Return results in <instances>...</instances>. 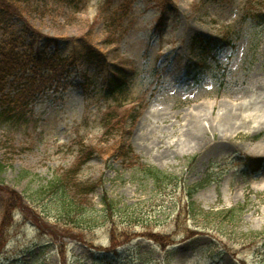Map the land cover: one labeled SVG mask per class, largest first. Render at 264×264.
Instances as JSON below:
<instances>
[{
  "label": "rangeland",
  "instance_id": "374dc122",
  "mask_svg": "<svg viewBox=\"0 0 264 264\" xmlns=\"http://www.w3.org/2000/svg\"><path fill=\"white\" fill-rule=\"evenodd\" d=\"M16 1L24 19L0 27V45L22 37L20 52L36 41L35 56L67 59L79 48L94 59L69 70L64 92L47 91L27 110L14 104L23 87L9 80L0 103V264H104L101 251L113 246L121 258L112 264H264V167L244 164L264 159V0ZM25 21L58 46L47 48ZM226 34L215 59L201 62L195 39ZM116 73L126 89L107 96ZM231 109L233 127L220 119ZM196 124L210 144L188 141ZM139 164L175 178L156 189ZM58 180L65 189L46 190ZM61 194L86 211L82 231L57 222ZM106 199L123 209L119 228L105 218ZM232 209L235 218L202 215Z\"/></svg>",
  "mask_w": 264,
  "mask_h": 264
},
{
  "label": "trees",
  "instance_id": "16d2710c",
  "mask_svg": "<svg viewBox=\"0 0 264 264\" xmlns=\"http://www.w3.org/2000/svg\"><path fill=\"white\" fill-rule=\"evenodd\" d=\"M154 1L157 2V4L161 5V7H165L166 4L171 2V0ZM130 5L131 4H129L128 7ZM15 18L24 19L22 9L17 1L0 0V27L3 26L4 30H8L10 23L13 22ZM25 26L27 31L32 32L33 35L37 37V39L44 37L40 32L35 30L30 23L25 21ZM46 39L49 45H57V43L59 42L57 38L47 37ZM224 39L226 38L224 37L223 39H219L216 37H198L194 41V46L200 49V54L205 60L206 57L212 56L215 50H218V47ZM22 40V37L13 36L0 45V96L4 95L8 79L10 77H17L19 74H26L29 70L31 74L29 78H24V76H21L23 80H26V89L23 90L18 99V105H20L24 109H26L28 105L33 102V100H35L41 94L45 93L47 90L53 88L55 85L63 88V85H65V75L69 68L76 66L84 58H86L88 61H92L94 59L93 51L89 50L83 54V52H81L79 48H76L73 51L72 56L68 59H61L58 55H55L52 58H47L45 54L34 56L33 53L19 51L21 46H25ZM33 46L34 44L32 43L31 47L33 48ZM31 47L29 48L32 50ZM43 70H49L51 72V75L49 77H45L43 74ZM126 86V77L123 74L118 73L108 83L106 88V95L113 97L118 93L120 94L126 89ZM110 122L111 121L109 120V123ZM93 155V151L83 155L85 157L83 158L84 161L82 165L87 163V161ZM246 163L248 165V168H253L254 172L258 171L263 166V161L254 158H247ZM140 171L144 175L145 179L153 180L156 189H162L168 182H171L172 179L174 180L175 178L165 174L163 171L157 168L147 165H140ZM0 172H3V166L1 164ZM62 189L65 188H63L62 186L61 180H58L56 182L52 181L51 185L46 188V190H50V193L52 194L57 193V191H60ZM92 191H94V188H92ZM197 191V187L188 191L189 200L192 199ZM59 197L61 199H66L62 196V194L59 195ZM63 199L61 201L62 205L59 212L60 217H58L59 220L57 219V222H63L64 224L68 225L67 228L63 227V230L65 232L69 231L70 224H73L75 228H77V226L80 228V223H86V211H83L81 205L75 203V201H64ZM104 205L105 207L103 209V212L105 218L110 223V227L119 228L120 225H118L117 219L115 217L117 213L123 212V209H119L116 203L108 199L105 200ZM189 208L190 211L188 212V215H190L191 213L194 215L197 214L196 207L191 201L189 202ZM232 211H234V209L226 211L224 213H207L202 215L204 218L206 217L208 219L223 215L225 220L229 218H235V212ZM112 233L115 234V232L113 231ZM112 239H114V237ZM105 252H107V255L104 257L103 261H107L105 262L106 264H112V261H110V259L113 257L116 259L120 256V253L118 252L116 246L106 249Z\"/></svg>",
  "mask_w": 264,
  "mask_h": 264
},
{
  "label": "bare ground",
  "instance_id": "6f19581e",
  "mask_svg": "<svg viewBox=\"0 0 264 264\" xmlns=\"http://www.w3.org/2000/svg\"><path fill=\"white\" fill-rule=\"evenodd\" d=\"M234 112L233 110H229V111H225L223 115H221L220 119L222 122H225L226 125H229V127H233L235 126V122H234ZM228 127V128H229ZM190 131L186 132V138L188 139V141L195 143L197 145H203L206 146L209 140H208V133L205 130V127L203 125H199L196 124L193 127H191V129H189ZM164 158V154L162 155Z\"/></svg>",
  "mask_w": 264,
  "mask_h": 264
}]
</instances>
